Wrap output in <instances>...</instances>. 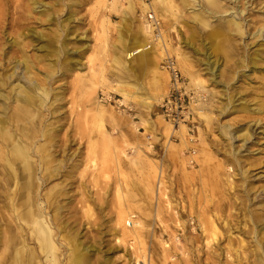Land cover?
I'll return each mask as SVG.
<instances>
[{"label": "rangeland", "instance_id": "obj_1", "mask_svg": "<svg viewBox=\"0 0 264 264\" xmlns=\"http://www.w3.org/2000/svg\"><path fill=\"white\" fill-rule=\"evenodd\" d=\"M132 2L136 17L110 13L105 22L97 0H58L53 7L55 25L40 21L42 8L23 22L24 32L34 28L45 33L47 27L56 31L59 41H67L75 68L64 75L56 68L51 84L62 96L57 119L64 127L54 149V160L62 164L59 176L46 188L55 186V204L61 208L67 242L72 240L67 246L80 242V248L93 247L85 253L83 264H184L179 252H175V261L167 259L163 247L170 246L174 236L183 242L182 233L198 224L202 208L213 214L221 205L224 214L238 220L244 212L241 200L264 211V37L245 34L230 48L220 37L213 50L210 29L219 27L220 16L226 14L217 13L209 19L208 28L196 26L188 16L200 11L201 1L196 0L178 18H170L176 31L165 36V49L153 43L145 57L130 64L127 73L113 63L114 56L120 54L122 43L141 39L140 10L152 0ZM120 4L126 0H118L119 9ZM246 8L252 14L247 20L254 21L247 26L252 32L253 26L264 23V0H249ZM25 42L29 44L26 55L32 58L37 52L31 46L36 43L30 38ZM242 50L249 56L257 54L260 69L252 70L242 60ZM209 52L210 60L219 65L217 86L210 84L205 73ZM167 57L175 59L196 96L188 106V119L177 126L165 121L159 109L169 87V75L161 68ZM180 58L186 59L196 79L205 81L204 88L196 87L183 72ZM43 64L35 67L42 70ZM32 71L40 77L37 70ZM120 84L130 86L125 88V99L116 90ZM92 99L94 105L89 103ZM145 99L152 102L150 110L141 104ZM97 105L104 117L102 127L95 119ZM223 107L227 109L221 112ZM111 114L117 120L115 129L108 121ZM167 126L174 132L165 134ZM223 126L230 133L246 127L247 140L243 143L240 138L223 136ZM107 139L122 140L123 153H114ZM237 150L239 163L232 155ZM69 156L72 159L67 162ZM247 197L253 199L251 205ZM120 213H131L135 216L132 220L142 224L141 245L132 241L123 245L116 240ZM231 237L243 238L234 228ZM65 249L61 248V254ZM60 260L65 262L63 256Z\"/></svg>", "mask_w": 264, "mask_h": 264}, {"label": "bare ground", "instance_id": "obj_2", "mask_svg": "<svg viewBox=\"0 0 264 264\" xmlns=\"http://www.w3.org/2000/svg\"><path fill=\"white\" fill-rule=\"evenodd\" d=\"M200 1V11L188 14L192 24L208 28L209 19L215 18L217 13L226 14L220 16L222 22L219 27L210 29L208 38L214 42L213 50L217 48L220 37H223L222 42L226 41L228 48L230 44L233 46L235 39L241 40L245 34L256 39L264 37V23L253 26L252 32L247 29L250 22L254 23L247 20L252 15L246 8L249 0ZM195 2L152 0L150 6L143 5L139 15L143 31L141 39H134L130 44L122 43L120 54L114 56L113 63L130 73V64L145 57L153 43L161 44L165 49V36L176 31L170 18H178ZM57 3L58 0H54L51 5L42 0H0V264H83L85 253L93 250V247L88 246L80 248V242L67 246L72 240L67 242L66 226L61 222V208L55 204V186L46 188L50 181L59 176L62 164L54 160V149L58 134L64 127L59 124L60 118L57 119L62 108L59 105L62 96L53 91L51 84L57 69L64 75L75 68L71 66L67 41H59L56 31L47 27L45 33L43 29L37 31L34 28L24 32L23 22L30 13L42 8L38 15L40 21L48 24L46 26L55 25L53 7ZM97 5L107 19L105 22H108L105 16L110 13L121 14L123 18L136 17L137 11L132 0L120 4L121 9L118 0H97ZM50 7L52 12L49 11ZM70 19L71 16H68L65 21ZM159 21H162V25H159ZM27 38L36 43L31 46L37 52L32 58L26 55V48L29 47L25 42ZM240 55L243 61L246 60L252 66V70L260 69L256 53L249 56L248 52L242 50ZM210 58L209 52L204 62L205 73L209 76L210 84L217 86L219 65ZM41 63H44L43 71L35 67ZM179 63L196 87L206 86L205 81L196 79L198 76L190 70L186 59L180 58ZM33 68L38 71L39 78L33 73ZM161 75L164 79L163 72ZM127 87L130 86L120 84L116 89L124 99L127 97ZM89 103L94 105L95 99L89 100ZM141 104L146 110L153 107L151 100H142ZM100 108L97 105L95 119L102 127L104 117ZM224 109L227 108H221V112ZM108 121L115 129L117 120L114 114L110 115ZM146 123L149 126L151 122L148 120ZM181 130L184 131V128L181 127ZM173 132V129L166 127L165 134ZM221 133L230 139L240 138L243 143L248 137L246 127L230 133L228 127L223 126ZM106 134L103 132L105 137ZM107 143L112 146L114 153H123L122 140L107 139ZM238 153V150L232 152L237 163ZM71 159L69 156L66 161ZM252 200L248 198L250 205ZM241 205L243 208L240 209L244 210L242 220L232 214H224L221 205L214 209L213 214L202 208L198 213V224L193 225L189 233H182L183 242L174 236L172 244L163 247L167 259L175 261V252H179L184 264H264V211L261 206L250 208L243 200ZM232 206L235 210L236 205ZM134 217L131 213L117 216L119 229L116 240L123 245L128 241L141 245L142 224L132 220ZM233 228L243 238H232ZM63 246L66 247L65 254L60 252ZM60 256L65 259L64 263Z\"/></svg>", "mask_w": 264, "mask_h": 264}, {"label": "built area", "instance_id": "obj_3", "mask_svg": "<svg viewBox=\"0 0 264 264\" xmlns=\"http://www.w3.org/2000/svg\"><path fill=\"white\" fill-rule=\"evenodd\" d=\"M161 68L169 75V87L159 109L165 121L172 126L184 123L189 117L188 106L196 97L188 88V83L181 75L173 58L163 59Z\"/></svg>", "mask_w": 264, "mask_h": 264}]
</instances>
